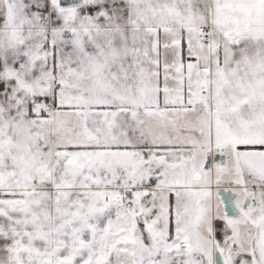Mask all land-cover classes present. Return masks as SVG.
<instances>
[{
	"label": "snow or ice",
	"instance_id": "snow-or-ice-1",
	"mask_svg": "<svg viewBox=\"0 0 264 264\" xmlns=\"http://www.w3.org/2000/svg\"><path fill=\"white\" fill-rule=\"evenodd\" d=\"M0 264H264V0H0Z\"/></svg>",
	"mask_w": 264,
	"mask_h": 264
}]
</instances>
